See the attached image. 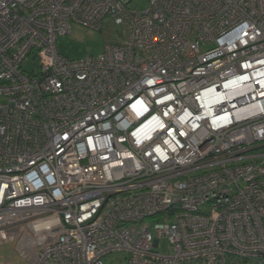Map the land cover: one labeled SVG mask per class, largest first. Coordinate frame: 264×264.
Returning a JSON list of instances; mask_svg holds the SVG:
<instances>
[{"label": "built area", "instance_id": "built-area-1", "mask_svg": "<svg viewBox=\"0 0 264 264\" xmlns=\"http://www.w3.org/2000/svg\"><path fill=\"white\" fill-rule=\"evenodd\" d=\"M145 1L0 0V241L32 264H264V0ZM104 19L121 44L58 51Z\"/></svg>", "mask_w": 264, "mask_h": 264}, {"label": "rangeland", "instance_id": "rangeland-1", "mask_svg": "<svg viewBox=\"0 0 264 264\" xmlns=\"http://www.w3.org/2000/svg\"><path fill=\"white\" fill-rule=\"evenodd\" d=\"M131 9H142L146 6L145 0H126ZM100 29H92L77 24L72 25L69 34L58 37V51L66 58L81 59L87 56H96L103 52L106 44H121L124 37L123 29L109 19L102 21ZM28 68V66H26ZM159 220L146 218L144 224L151 230ZM160 254H167L165 239L159 241L156 249ZM37 254V247L32 244L22 245L16 239L0 241V264H32ZM126 254L115 252L103 258V264H125Z\"/></svg>", "mask_w": 264, "mask_h": 264}]
</instances>
